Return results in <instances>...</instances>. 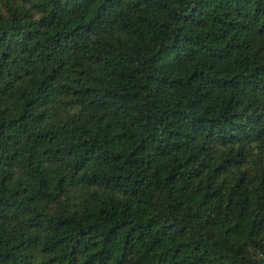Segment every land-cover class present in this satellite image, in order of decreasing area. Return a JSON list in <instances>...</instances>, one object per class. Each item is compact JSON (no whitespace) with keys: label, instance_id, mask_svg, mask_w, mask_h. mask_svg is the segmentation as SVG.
I'll return each instance as SVG.
<instances>
[{"label":"trees","instance_id":"obj_1","mask_svg":"<svg viewBox=\"0 0 264 264\" xmlns=\"http://www.w3.org/2000/svg\"><path fill=\"white\" fill-rule=\"evenodd\" d=\"M0 264H264V0H0Z\"/></svg>","mask_w":264,"mask_h":264}]
</instances>
